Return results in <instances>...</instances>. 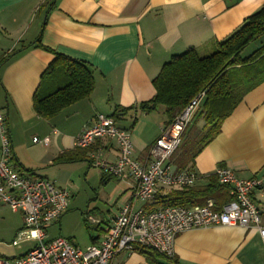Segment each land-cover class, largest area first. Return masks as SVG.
Segmentation results:
<instances>
[{
  "label": "crops",
  "instance_id": "0c3cea01",
  "mask_svg": "<svg viewBox=\"0 0 264 264\" xmlns=\"http://www.w3.org/2000/svg\"><path fill=\"white\" fill-rule=\"evenodd\" d=\"M263 6L264 0H0V59L21 51L0 67V114L7 119L13 164L22 174L69 190L72 198L77 180L86 179L96 195L82 213L86 223L96 224L97 234L89 246L101 243L125 205L148 209L153 202L135 198L134 179L109 176L94 165L97 158L116 160L118 148L111 139H98L85 150L82 154L89 161L56 163L55 159L77 148L78 136L96 115L112 116L120 106L134 109L120 116L117 126L130 131L134 157L148 161L167 116L163 106L145 112L139 105L155 96L153 80L162 67L190 49L201 56L212 54L217 42L230 37ZM42 30L44 46L86 63L95 81L89 98L51 119L39 117L34 109L41 77L55 59L53 53L32 45ZM262 42L264 37L251 48ZM34 138H49L50 143L36 144ZM34 145L41 148L35 150ZM175 159L173 155L170 164L177 171ZM219 168L259 180L254 200L264 214V83L244 97L224 121L221 133L195 159L197 184H204ZM166 192L159 188L157 194ZM72 208L76 205L71 199L60 222L48 229L49 239L66 238L62 230L57 235L56 228L70 217ZM112 264H264V239L255 228H196L176 238L173 257L160 255L151 263L135 250L118 254Z\"/></svg>",
  "mask_w": 264,
  "mask_h": 264
},
{
  "label": "built area",
  "instance_id": "2783aa9c",
  "mask_svg": "<svg viewBox=\"0 0 264 264\" xmlns=\"http://www.w3.org/2000/svg\"><path fill=\"white\" fill-rule=\"evenodd\" d=\"M203 97L204 93L193 99L173 123L162 130L146 162L134 157L130 131L119 128L113 117L104 114L96 115L84 127L76 147L88 149L98 139L113 140L118 148L116 160L97 158L94 165L109 176L134 179L137 182L135 198L152 203L159 188L181 189L194 186L199 180L195 171H174L170 160L180 147ZM33 142L48 145L50 139L34 138ZM214 175L220 184L230 187L232 199L229 202L217 207L209 200L204 206H169L154 210L125 205L106 228L101 243L83 250L69 239L48 238V229L59 223L67 212L72 193L51 180L25 175L15 168L7 119L0 114V206H7L24 218V228L12 245L19 246L23 240L35 242L22 256L0 257V264H112L118 254L134 252L136 246L173 257L180 234L214 226L255 228L264 239V214L254 200L259 180L240 178L228 168H219Z\"/></svg>",
  "mask_w": 264,
  "mask_h": 264
},
{
  "label": "trees",
  "instance_id": "16d2710c",
  "mask_svg": "<svg viewBox=\"0 0 264 264\" xmlns=\"http://www.w3.org/2000/svg\"><path fill=\"white\" fill-rule=\"evenodd\" d=\"M43 30L32 45L53 53L55 59L41 77V84L34 96V109L39 117L51 119L66 107L89 98L94 91L95 81L92 69L86 63L57 54L44 46L41 42ZM263 37L264 6L230 37L217 42L212 54L201 56L195 49H190L176 55L153 80L156 94L150 101L141 103L139 108L150 112L163 106L167 125L173 123L193 99L204 93L200 107L185 131L180 147L174 153L177 171H193L195 159L221 133L224 121L247 94L264 83V42L248 56L242 55L252 43ZM18 52L2 57L0 67ZM133 109L117 106L111 117L117 122L120 116ZM200 121L204 124L199 128ZM85 150L76 148L62 153L55 162L89 161L82 154ZM197 183L191 187L167 189L165 194H157L148 209L169 206L191 208L204 206L209 200L220 207L232 199L230 187L220 184L215 175L207 177L204 184ZM135 250L151 263L160 257L159 253L145 246H136Z\"/></svg>",
  "mask_w": 264,
  "mask_h": 264
},
{
  "label": "rangeland",
  "instance_id": "374dc122",
  "mask_svg": "<svg viewBox=\"0 0 264 264\" xmlns=\"http://www.w3.org/2000/svg\"><path fill=\"white\" fill-rule=\"evenodd\" d=\"M249 48H251V45L243 52V56H248L254 50V48H251L250 52ZM198 124L200 128L203 122L200 121ZM34 146L35 150L41 148L39 145ZM77 181L78 190L72 191L74 193L72 205H76V209H71L70 217L64 221L61 227L56 228V231L59 235L60 230H62L64 237L73 239L81 249L86 250L91 243V236L97 234V229L96 224L91 220L85 222L82 213L88 211L89 205L94 202L91 198H95L96 195L85 178L81 177ZM23 226L24 222L21 214H16L7 206H0V256L11 259L35 246V242L29 240H23L20 248L12 245Z\"/></svg>",
  "mask_w": 264,
  "mask_h": 264
}]
</instances>
